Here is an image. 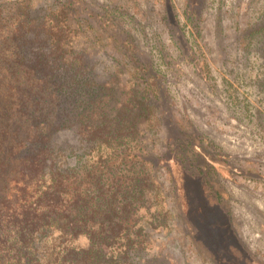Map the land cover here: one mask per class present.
Wrapping results in <instances>:
<instances>
[{
	"label": "rangeland",
	"instance_id": "obj_1",
	"mask_svg": "<svg viewBox=\"0 0 264 264\" xmlns=\"http://www.w3.org/2000/svg\"><path fill=\"white\" fill-rule=\"evenodd\" d=\"M16 1L0 0L1 55L13 50L20 30L19 56L31 49L23 34L32 25L18 21ZM29 1L44 15L43 0ZM188 3L80 0L91 33L80 48L89 46L97 74L116 71L114 49L123 42L143 69L159 75L161 124L148 157L159 168L161 195L149 211L141 210L142 255L135 246L128 260L264 264V38H246V29L264 21V0ZM75 139L72 133L58 137L63 145ZM87 245L84 237L73 242Z\"/></svg>",
	"mask_w": 264,
	"mask_h": 264
},
{
	"label": "trees",
	"instance_id": "obj_2",
	"mask_svg": "<svg viewBox=\"0 0 264 264\" xmlns=\"http://www.w3.org/2000/svg\"><path fill=\"white\" fill-rule=\"evenodd\" d=\"M29 2H13L32 25L28 55L19 56L21 30L0 54V264H140L141 210L162 188L148 157L159 75L121 42L116 71L102 78L80 48L91 36L80 0H43L42 16ZM246 32L264 38V21ZM64 133L76 142L60 144ZM83 237L88 245L74 247ZM135 246L140 260L129 261Z\"/></svg>",
	"mask_w": 264,
	"mask_h": 264
}]
</instances>
